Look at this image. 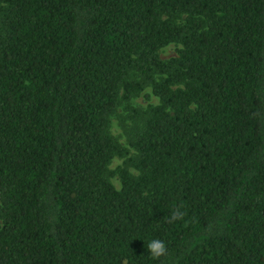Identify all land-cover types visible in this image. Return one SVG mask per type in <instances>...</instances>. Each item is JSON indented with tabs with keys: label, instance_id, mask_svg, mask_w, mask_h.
Wrapping results in <instances>:
<instances>
[{
	"label": "trees",
	"instance_id": "obj_1",
	"mask_svg": "<svg viewBox=\"0 0 264 264\" xmlns=\"http://www.w3.org/2000/svg\"><path fill=\"white\" fill-rule=\"evenodd\" d=\"M0 264H264V0H0Z\"/></svg>",
	"mask_w": 264,
	"mask_h": 264
},
{
	"label": "rangeland",
	"instance_id": "obj_2",
	"mask_svg": "<svg viewBox=\"0 0 264 264\" xmlns=\"http://www.w3.org/2000/svg\"><path fill=\"white\" fill-rule=\"evenodd\" d=\"M180 49H182L181 46L176 44H171L161 50L160 57L165 62L170 61L171 59L177 57L178 51ZM159 103H160L159 98H157L154 95L153 90L150 86L147 87L145 91L141 93L138 97L131 100V106L141 112L146 111L149 106L158 105ZM127 114H129V112L127 110L125 111V106H122L119 108L117 115L112 117V123L110 128V132L112 136L116 138V140L119 142L120 145L128 149L130 152L127 158L124 159L115 158L112 161V164L110 166L112 171L116 170L120 166H123L126 160L129 159L130 157L136 156V152L129 146L127 135L125 133V128L122 124V121L127 117ZM126 123L128 126L133 125V123L129 120H126ZM130 169L133 174L135 175L138 174V172L135 169L133 168ZM112 182L114 183L117 189L119 190L121 189V183L118 178H113Z\"/></svg>",
	"mask_w": 264,
	"mask_h": 264
},
{
	"label": "clouds",
	"instance_id": "obj_3",
	"mask_svg": "<svg viewBox=\"0 0 264 264\" xmlns=\"http://www.w3.org/2000/svg\"><path fill=\"white\" fill-rule=\"evenodd\" d=\"M183 213H181L178 209L173 211L171 217L166 218L169 223H172L175 220L181 219ZM146 248L150 253V256L153 259H160L167 255V247L165 243L160 239H152L146 244Z\"/></svg>",
	"mask_w": 264,
	"mask_h": 264
}]
</instances>
